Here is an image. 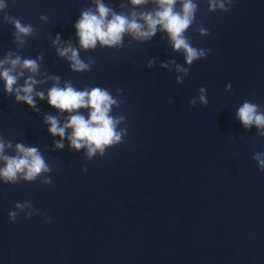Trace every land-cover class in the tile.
<instances>
[{"label": "water", "instance_id": "95a60500", "mask_svg": "<svg viewBox=\"0 0 264 264\" xmlns=\"http://www.w3.org/2000/svg\"><path fill=\"white\" fill-rule=\"evenodd\" d=\"M100 2L110 9L106 19L135 13L140 24L141 13L159 10L156 0ZM215 2L209 10V0H193L195 20L183 35L209 51L188 64L159 26L148 40L126 32L117 46L82 48L75 24L82 12L96 13V0H0V62L18 56L38 64L35 73L11 71L12 93L0 78V169L3 156L18 155L17 144L35 147L49 169L33 180L0 176V264H264V171L253 158L264 160V128H245L236 117L246 101L264 112V0ZM6 16L32 33L17 34ZM69 46L88 70L74 71L59 55ZM11 67L3 63L0 72ZM29 77L37 81L35 107L15 96ZM68 84L117 101L109 115L123 117L115 125L121 141L103 156L71 147V128L63 139L48 131L46 117L62 127L77 114L48 103L53 86ZM77 111L87 119L90 109Z\"/></svg>", "mask_w": 264, "mask_h": 264}, {"label": "clouds", "instance_id": "9594fccd", "mask_svg": "<svg viewBox=\"0 0 264 264\" xmlns=\"http://www.w3.org/2000/svg\"><path fill=\"white\" fill-rule=\"evenodd\" d=\"M96 2V13L91 11L82 12L81 18L75 24L80 46L84 49L94 48L98 41L104 46H117L121 43L122 36L126 32L133 34L135 38L148 40L155 35L159 26L161 30L167 32L175 50L183 49L186 53V62L188 64H192L193 61L204 57L206 52L209 51L194 48L183 35L195 20L197 5L193 3V0H183L180 11L174 10L177 0H156L159 7L158 11L154 14L151 12L140 14V18L144 21V24L137 22L135 13H133L131 19L121 14H113L111 19H106L110 9L101 3L100 0H96ZM145 2L146 0H131L133 5H141ZM218 6L224 11H229L228 8H225L223 2L219 3ZM5 7L6 4L0 3V9H4ZM216 7L215 0H209V10H214ZM5 19L13 23L17 34L29 35L33 31L30 25L22 24L18 18L6 16ZM200 32L202 35L208 34L207 30L203 28L200 29ZM58 41L59 37L53 43L55 44ZM58 52L60 56H67L72 61L71 67L74 71L88 70L89 65L78 58V52L71 48V46L58 49ZM3 63H10L12 66L10 69L0 72V78H3L5 81V89L8 93L13 92V85L17 81V77L10 74L17 65L34 73L38 69V64L35 60L25 59L21 62L18 56L15 59L0 62V66ZM151 64L152 62L150 61L149 67H151ZM163 66L167 67V65ZM176 70L183 72L185 75L189 73V69L179 65H177ZM177 80L178 82H182V77H177ZM36 83V80L29 77L22 88L15 89L16 100L35 107L32 93L33 86ZM226 87L231 88V84L229 83ZM199 92L201 93L199 96L200 103L207 105V89L201 87ZM36 95L40 99H44L42 92L36 93ZM48 103L62 112L77 113L70 115L67 123L62 127L59 126V122L55 117H46V122L50 124L48 131L53 136L58 135L63 139L65 130L71 128L72 133L68 137L71 147L76 150L87 147L89 157L93 156L98 150L101 156H103L106 146L121 141L122 133L116 131L115 125L123 117L116 119L109 115L111 106L116 104L117 101L113 100L108 91L101 90L100 88H93L90 91L87 89L77 91L71 84L66 85L64 88L53 86L48 91ZM189 103L190 106L195 107L196 98H193ZM81 108L90 109L87 119L78 113L77 110ZM258 108V104L248 101L238 108L236 117L245 128L252 125H255L257 128H264V112H259ZM260 135H264V132H261ZM8 146L10 147L11 145L9 144ZM4 147L5 145L0 143V153H2ZM55 147L63 148L64 145L61 142H56ZM16 150L17 156L2 157L5 161V167L0 169V176L5 181H15L17 174L22 172L24 173V179L33 180L42 171L49 170L35 147H25L22 144H17ZM261 155L257 153L253 158L259 161L261 170L264 171V160L260 159ZM17 207L22 206L18 204ZM9 216L14 220L16 213H9Z\"/></svg>", "mask_w": 264, "mask_h": 264}]
</instances>
